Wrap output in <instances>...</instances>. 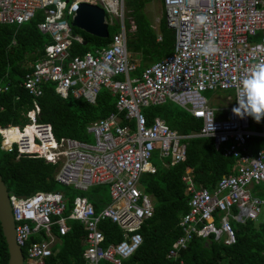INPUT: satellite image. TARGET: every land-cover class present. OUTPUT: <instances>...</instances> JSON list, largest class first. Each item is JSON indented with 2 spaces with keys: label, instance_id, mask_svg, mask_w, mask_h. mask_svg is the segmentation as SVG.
<instances>
[{
  "label": "built area",
  "instance_id": "1",
  "mask_svg": "<svg viewBox=\"0 0 264 264\" xmlns=\"http://www.w3.org/2000/svg\"><path fill=\"white\" fill-rule=\"evenodd\" d=\"M160 1L166 27L174 34L172 53L133 77L136 60L126 51V38L134 26L127 22L124 0H0V26H20L40 12L42 20L36 28L51 41L43 45L36 61L26 64L18 86L32 105L21 113L25 123L0 126V151L14 154L16 160L40 159L55 166L53 180L65 188L86 192L106 185L109 198L96 213L85 197L76 196L65 214L66 202L60 192L25 197L8 192L14 242L25 250L23 264H43L53 255L59 237L69 231L68 221L83 228V264H120L131 256L142 241L140 227L153 214V199L143 191L141 176L154 174L157 167L182 163L185 141L191 138L212 139L214 149L232 158L234 166L211 190L195 188L190 171H185L181 181L188 195L187 210L178 220L179 236L167 250L166 260L181 264L179 253L193 239L234 244L233 222L259 219V224L264 223V200L252 192L254 185L264 182V147L251 150L247 146L251 139L264 140V119L259 129L251 130L249 117L241 119L232 112L236 106L234 79L264 61V0ZM80 3L102 9L107 30L114 31L108 34L106 47L70 57L71 42L82 44L70 26ZM197 15L209 17L207 28L196 27ZM209 32L215 33L220 51L205 57L199 45L209 39ZM104 65L111 71H103ZM46 83L53 84L61 99L71 96L88 105H94L100 89L115 97V111L85 128L92 144L90 140H57L49 124L38 122L35 99ZM8 90V84H0V95ZM228 91L232 94L225 96L224 105H218L216 97L211 105L204 96ZM166 102L200 121L199 131L181 135L158 117L147 125L141 110ZM120 115L126 122L123 125ZM155 160L160 163L153 165ZM101 222L114 224L122 239L103 245Z\"/></svg>",
  "mask_w": 264,
  "mask_h": 264
},
{
  "label": "trees",
  "instance_id": "2",
  "mask_svg": "<svg viewBox=\"0 0 264 264\" xmlns=\"http://www.w3.org/2000/svg\"><path fill=\"white\" fill-rule=\"evenodd\" d=\"M148 2L149 0H124L127 17L134 26V30L128 32L126 38V51L136 60V69L131 74L133 77L140 76L145 67L170 55L174 46V34L166 27L163 10L157 24V33L151 28L143 13ZM41 20V13L37 12L30 21L20 26H0V84L9 86L8 92L0 95L1 127L25 123L21 113L32 105L31 98L18 85L27 70L26 64L36 61L43 45L51 42L48 35L40 34L36 28ZM129 26L128 23L125 24L126 29ZM75 31V28H71L72 35H75ZM80 34L82 44L71 42L68 49L70 57L82 56L94 48L106 47L110 41V37L99 39L83 32ZM157 36L160 38L158 41ZM35 102L39 107L38 122L49 124L57 140L70 138L87 142L90 137L85 132L86 126L115 111V97L106 89H100L94 105H88L71 96L61 99L54 93L53 84L46 83ZM141 114L147 125L158 117L170 130L181 135L198 132L201 126L200 121L170 102L143 108ZM120 119L121 125L126 123L122 115ZM262 120L257 123L249 117V128L259 129ZM128 124L133 127L132 122ZM259 144V139H251L247 146L253 150ZM233 166L232 158H225L221 149H214L212 139L191 138L185 141V160L182 163L167 168L157 167L154 174H143L140 184L143 191L153 199V214L138 231L142 238L140 246L120 264H178L166 260L165 254L179 236L177 223L187 210L188 195L184 193L185 186L181 178L189 170L195 186L211 190L222 176L232 173ZM54 171L55 166L40 159L16 160L14 154L0 151V178L10 194L25 197L37 192H60L66 202L65 214L71 207L72 198L77 194L85 197L96 213L107 205L109 198L106 185L94 186L86 192L72 190L54 182ZM252 192L264 199V182L254 185ZM67 224L68 233L59 237V244L53 255L44 259L43 264H83V228L76 221H68ZM231 226L234 244L224 246L212 238L193 239L179 253L181 264H264V223L255 225L251 221L242 224L233 222ZM99 228L104 237L103 245L117 243L122 239L120 230L114 224L101 222ZM20 250L24 257V248ZM7 258L6 244L0 228V264H6Z\"/></svg>",
  "mask_w": 264,
  "mask_h": 264
},
{
  "label": "clouds",
  "instance_id": "3",
  "mask_svg": "<svg viewBox=\"0 0 264 264\" xmlns=\"http://www.w3.org/2000/svg\"><path fill=\"white\" fill-rule=\"evenodd\" d=\"M209 17L207 15H197L195 17L196 27L207 28ZM209 39L202 41L199 45L200 54L209 57L217 54L220 49L215 44V33H208ZM103 71H111L107 65L102 66ZM236 90V106L232 112L237 117L243 119L251 117L259 123L264 119V61L256 63L242 77L234 79ZM212 131V126H211Z\"/></svg>",
  "mask_w": 264,
  "mask_h": 264
},
{
  "label": "water",
  "instance_id": "4",
  "mask_svg": "<svg viewBox=\"0 0 264 264\" xmlns=\"http://www.w3.org/2000/svg\"><path fill=\"white\" fill-rule=\"evenodd\" d=\"M70 26L95 38L106 39L108 37L103 11L94 5L80 3L70 21ZM195 188L198 187L195 186ZM7 193L0 178V228L7 249L6 264H23L21 250L14 242L13 221Z\"/></svg>",
  "mask_w": 264,
  "mask_h": 264
},
{
  "label": "rangeland",
  "instance_id": "5",
  "mask_svg": "<svg viewBox=\"0 0 264 264\" xmlns=\"http://www.w3.org/2000/svg\"><path fill=\"white\" fill-rule=\"evenodd\" d=\"M162 10H163V8H162V6L158 0H149V2L144 6V9H143L144 16L148 19L152 28L156 31H157V24L161 18V11ZM125 11H126V9H125ZM126 19H127V22L128 21L131 22L130 18L127 17V14H126ZM76 30L77 31H75V35L80 37L81 36L80 32H82V31H80L78 29H76ZM113 31H114L113 28H108V30H107L109 35ZM131 58L134 59V57H132V56H131ZM231 94L232 93L230 91H228V92H207L204 94V96L210 101L211 105H215L212 101V99L214 97H216L218 99V105H224V104H226V103H224L225 96L231 95ZM92 142H93L92 138H90V144H92ZM259 147H264V140L260 141ZM256 148H258V146H255V148H253V149H256ZM159 163H160V161H158V160L152 161L153 165L159 164ZM76 196H80V195L77 194ZM254 224L258 225L259 219L256 222H254Z\"/></svg>",
  "mask_w": 264,
  "mask_h": 264
},
{
  "label": "crops",
  "instance_id": "6",
  "mask_svg": "<svg viewBox=\"0 0 264 264\" xmlns=\"http://www.w3.org/2000/svg\"><path fill=\"white\" fill-rule=\"evenodd\" d=\"M182 182V181H181ZM195 186V185H194Z\"/></svg>",
  "mask_w": 264,
  "mask_h": 264
}]
</instances>
